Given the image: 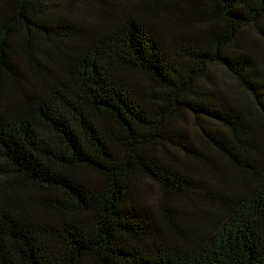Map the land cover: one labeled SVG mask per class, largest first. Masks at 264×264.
Masks as SVG:
<instances>
[{
    "label": "trees",
    "instance_id": "1",
    "mask_svg": "<svg viewBox=\"0 0 264 264\" xmlns=\"http://www.w3.org/2000/svg\"><path fill=\"white\" fill-rule=\"evenodd\" d=\"M87 1L0 0V264H264V0Z\"/></svg>",
    "mask_w": 264,
    "mask_h": 264
},
{
    "label": "rangeland",
    "instance_id": "2",
    "mask_svg": "<svg viewBox=\"0 0 264 264\" xmlns=\"http://www.w3.org/2000/svg\"><path fill=\"white\" fill-rule=\"evenodd\" d=\"M121 1L133 2L135 0H121ZM53 2L55 3V5L51 6L52 8H56L57 10L65 13L70 11L74 16H86L88 14H90V16H94L95 14V11L93 10L94 9L93 6H91L87 0H53ZM248 35L250 36V31H248ZM212 69H213L212 78L221 91L223 89L222 87L227 88L228 90H230V92L233 95L241 98L245 102H249L250 104H252V100L249 98V96L239 86H237L232 76L223 67H221L218 64H214ZM135 77L136 78L140 77L139 79L140 81H145L142 78L141 74H136ZM180 123L186 127L188 135L192 143L196 147L205 143L204 137L201 136L198 127L193 123L191 118H187V120L185 121L182 120L180 121ZM207 152H210V149H208ZM136 190H137V197L139 200L151 204L158 195V190L153 184V182L145 178L137 179Z\"/></svg>",
    "mask_w": 264,
    "mask_h": 264
}]
</instances>
